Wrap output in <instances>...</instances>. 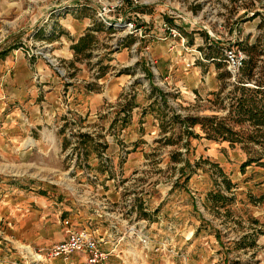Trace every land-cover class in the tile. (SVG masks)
I'll use <instances>...</instances> for the list:
<instances>
[{"label":"rangeland","instance_id":"1","mask_svg":"<svg viewBox=\"0 0 264 264\" xmlns=\"http://www.w3.org/2000/svg\"><path fill=\"white\" fill-rule=\"evenodd\" d=\"M95 3L0 0L2 243L46 248L13 242L26 206L49 210V248L66 236L63 217L114 235L142 228L146 247L132 238L126 261L108 264H264L261 137L249 121L233 124L245 132L234 143L181 122L226 116L233 77L204 55L243 54L234 42L246 35L264 41V0L251 20L231 0H124L109 16L132 20V34L101 27ZM55 24L63 29L49 39ZM88 27L89 54L74 55Z\"/></svg>","mask_w":264,"mask_h":264},{"label":"trees","instance_id":"2","mask_svg":"<svg viewBox=\"0 0 264 264\" xmlns=\"http://www.w3.org/2000/svg\"><path fill=\"white\" fill-rule=\"evenodd\" d=\"M231 2L232 8L237 9V6H241L244 9L242 17H245L247 20L254 19L260 14L257 6L254 4V0H242L241 2L243 3L241 5H237V0H231ZM59 16L60 15L52 17H55L57 20ZM56 20L54 22H56ZM99 25L108 28L101 22H99ZM62 29L61 25H53V29L48 31L47 34L49 39L55 36L56 31L61 32ZM92 30L91 27H88L76 38L75 43L70 46L74 55L83 54L87 56L89 54V52H86L93 39L90 33L93 32ZM234 45L244 52L245 58L234 76H232L229 70L225 71L226 78L233 77V90L228 96L229 100L232 102L228 107L229 109L226 116L220 117L217 114H212L208 117H204L201 121L198 120L197 117H183L181 122L188 124L187 128L199 124L207 138L234 143L240 141V138L243 140L245 138V135H243L245 132L243 129H240L242 127H240L238 131H234L233 124H241L244 121H249L255 128V136L261 137L259 143L262 145V142L264 144V58L262 57L264 56V41L260 39V37H256L250 41V36L246 35L244 37H238ZM4 54L3 52L0 53V58L3 57ZM204 56L209 63L214 64L216 67H220L226 63V57L223 56L222 52L212 54L205 53ZM219 93L220 92H217L216 95L218 96ZM221 98L222 97L217 100L218 108L223 104ZM129 109H131V106L123 110L128 113ZM229 122L232 123V125ZM187 132L189 134L192 133L190 130H187ZM234 135L237 136L233 137ZM252 138L254 137L251 136L250 139ZM165 141H169V139H165ZM258 160L259 158L254 160L249 159L244 165L252 161L258 162ZM216 197L220 198V196Z\"/></svg>","mask_w":264,"mask_h":264},{"label":"built area","instance_id":"3","mask_svg":"<svg viewBox=\"0 0 264 264\" xmlns=\"http://www.w3.org/2000/svg\"><path fill=\"white\" fill-rule=\"evenodd\" d=\"M130 1L138 3V0ZM123 3L124 0H96L95 17L108 28L111 27L118 31L122 30L125 34H132L136 30V25L132 20L114 19L109 16L114 7L121 6ZM65 6L68 7L69 5ZM54 18L49 15L50 22L55 21ZM244 58V53L228 51L226 63L232 76L237 73ZM98 216L102 217L100 214ZM125 221L127 222V220ZM61 223L66 229V236L50 248L32 249L30 251L27 250V246L16 248L18 257L24 260L22 264H49V259H60L63 264H72L74 255L82 256L87 264H108L112 257L120 258L125 262L126 260L122 258L124 254L122 248L125 246L127 250V246H130L131 243L130 239L133 238V241L142 248L146 247L149 240L142 228L136 230L133 225L126 226L122 233L114 235L110 229L98 232L97 228H78L73 224L70 217H63ZM113 227L116 229L115 225ZM7 249L9 250V248ZM10 264H16L15 260L11 261Z\"/></svg>","mask_w":264,"mask_h":264},{"label":"crops","instance_id":"4","mask_svg":"<svg viewBox=\"0 0 264 264\" xmlns=\"http://www.w3.org/2000/svg\"><path fill=\"white\" fill-rule=\"evenodd\" d=\"M82 33L83 32H79L77 36H80ZM19 210L20 211L23 210L24 213L26 212V215L21 214L18 218H16V221L14 222V225H13L14 227H13V232H12L13 242H19L21 245L22 244L28 245L31 248L32 247H44V246L48 247L49 246V224H47L46 215L49 212V210L48 209H44L42 211L40 210L38 211L39 212L38 215L31 214V213L28 215V212H31V209L27 208L26 206L23 207V209H19ZM39 214H41L42 216L40 220H39ZM44 219L46 221L45 225L43 223ZM5 231L7 232V230ZM5 231L3 234L4 237L0 236L2 237V239H0V251H1L0 264H10L11 257L15 259L16 264H22L24 260L18 257L17 251H14L13 253H9L11 250V247L15 249L17 245H14L11 241L6 242V240L3 241L2 243L3 239L5 238L8 239V236ZM7 248H9V250Z\"/></svg>","mask_w":264,"mask_h":264}]
</instances>
